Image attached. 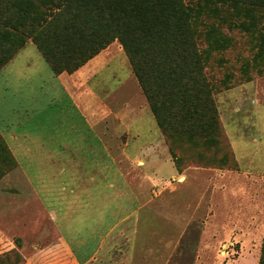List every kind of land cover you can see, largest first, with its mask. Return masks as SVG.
Here are the masks:
<instances>
[{
    "label": "crops",
    "instance_id": "obj_1",
    "mask_svg": "<svg viewBox=\"0 0 264 264\" xmlns=\"http://www.w3.org/2000/svg\"><path fill=\"white\" fill-rule=\"evenodd\" d=\"M101 54L73 73L56 74L36 45L24 47L0 71V133L74 264H95L110 247L112 264H181V236L170 229L181 222L168 219L166 235L160 226L164 227L167 196L173 194V202H181L183 185L198 177L197 172L178 171L156 119L134 121V116L149 110L143 108L141 97L129 108L118 107L116 97L112 104V89L102 88L96 69ZM125 90L131 91L129 85ZM263 144L259 138L243 139L237 147L250 149L246 157L252 162L260 158L256 145ZM234 147L241 168L207 176L222 181L213 194H221L223 205L233 202L229 191L243 190L231 186L237 183L235 176H246L256 194L264 192L261 167L254 165L258 171L243 167ZM209 190L207 185L201 200H195L194 211ZM218 199L208 198L203 217L207 221L212 222ZM261 202L263 207L249 215L251 220L261 211L264 214ZM195 215L183 224L195 222ZM236 231L227 233L229 240L244 239V232L238 236ZM248 233L251 239L257 234ZM22 255L21 264H42L36 255Z\"/></svg>",
    "mask_w": 264,
    "mask_h": 264
},
{
    "label": "trees",
    "instance_id": "obj_2",
    "mask_svg": "<svg viewBox=\"0 0 264 264\" xmlns=\"http://www.w3.org/2000/svg\"><path fill=\"white\" fill-rule=\"evenodd\" d=\"M225 7L249 18L239 25L249 31L255 29L264 0H202L194 5L186 0H0V71L28 38L56 74L73 73L118 39L158 126L171 139L169 150L182 172L186 164L173 143L202 141L218 147L223 142L206 71L210 50L200 46L202 42L209 47L223 45L220 36L213 37L216 29L201 28V17L208 12L219 14ZM202 162L206 167H239L231 145L230 152ZM0 232L14 242L13 256L20 263L22 252L36 255L34 259L44 264L55 250L66 251L1 133ZM259 264H264V240Z\"/></svg>",
    "mask_w": 264,
    "mask_h": 264
},
{
    "label": "rangeland",
    "instance_id": "obj_3",
    "mask_svg": "<svg viewBox=\"0 0 264 264\" xmlns=\"http://www.w3.org/2000/svg\"><path fill=\"white\" fill-rule=\"evenodd\" d=\"M198 1L202 0H186L187 3L193 5ZM201 21V28L209 25L212 30L216 29L218 32H213V37L220 36L223 43V45H219V48L218 45H210L209 47L206 42H202L200 46L201 49L210 50V59L206 71L218 108L223 142L218 147L216 145H206L202 141L195 144L187 140L173 143L177 156L182 160L183 165L186 164L182 172H197L198 177H192L183 185L184 193L181 194V202H173V194L167 196L164 227L160 226V228H164L166 235V229H169V226H165L168 219H175V223L176 220L181 222L180 226L172 225L170 227L171 230L172 228L175 229L176 236L178 231L181 236L183 255L180 259L181 264H259L264 240V225H258V223L264 222V214H262V211L257 213L255 220H251L249 215L252 212L256 213L259 207H263L261 200H264V192H261V195L256 194L255 190H253L254 184L250 183L246 176H235L237 183L234 182L233 185L231 182V186H237L238 190L240 188H243V190H239L238 194L233 192V190L229 191L228 197L233 202L229 200L227 204L223 205L220 198L221 194H213L214 189L220 187L218 185L222 181L218 178H208L207 176H214L216 175V170L225 169L206 167L202 161L205 159L211 160L216 155L220 156L230 152V145L237 157L234 147L236 145L242 166H246L253 171H258L256 167L254 168V165L260 166L264 173V158L262 157L264 144L256 145L258 147L257 154L260 155V158H256L252 162L246 157L250 155L248 153L251 150L247 149L248 152L246 150L242 151L237 147V144L243 139L251 141L259 138L264 141V41H261L262 35H264V9L257 12L255 29L252 28L249 31L239 26L242 21L248 23L249 18L244 15H237L230 7L223 8L219 14L213 12L204 13ZM29 44L36 45L31 38H28L26 44L19 49L15 56ZM38 50L40 51L39 48ZM102 51L103 54H101V60H99L96 69L100 71L102 88L112 89V104L115 103L113 97H116L119 100L116 102L118 107L126 104L129 108V105H135L134 102L137 96L141 97L144 103L143 108L149 110L134 116L133 118H136L134 121L138 122L142 118V122H155L156 118L151 112L150 104L133 71L122 43L116 39ZM130 74L131 76L128 78ZM123 82L124 84L121 88L124 90H121L120 86ZM128 85L131 88L129 93L125 90ZM130 94H132V102L128 101ZM162 134L170 152L171 139L165 133L162 132ZM250 146L253 145L251 144ZM240 151L247 154H241ZM170 154L171 156L173 155L171 152ZM172 157L174 159V155ZM199 158L202 161L198 160ZM237 160L238 169H240L241 165L238 157ZM183 179L182 177L181 180ZM207 185L211 186V190L206 192V199L194 211L195 200H201ZM212 196L215 199H220H218L217 205L214 207L215 210L211 222L203 217L207 214V209L209 208L208 198ZM193 212L196 214L194 216L196 217L195 222L190 225H184L183 223L187 221ZM200 218L202 219L199 220ZM156 227L150 226L149 228L155 229ZM233 229H237L235 234L238 236L244 232V239L239 241L235 239L229 240L228 238L231 236L227 233H231ZM259 230L260 233L258 234ZM249 231H255L257 234L251 239L247 235ZM224 239L226 241L221 242ZM7 242L9 243L8 245ZM12 244L14 242L7 235L0 232V264H21L13 256L15 247ZM5 253H8V255H5ZM44 264L74 263L71 257L63 249L59 248L55 250L54 256L45 258ZM95 264H112V247H110L108 255L98 259Z\"/></svg>",
    "mask_w": 264,
    "mask_h": 264
}]
</instances>
